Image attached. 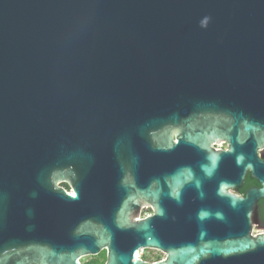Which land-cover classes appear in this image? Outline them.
I'll use <instances>...</instances> for the list:
<instances>
[{"label":"water","instance_id":"water-1","mask_svg":"<svg viewBox=\"0 0 264 264\" xmlns=\"http://www.w3.org/2000/svg\"><path fill=\"white\" fill-rule=\"evenodd\" d=\"M263 148L264 0H0V264H264Z\"/></svg>","mask_w":264,"mask_h":264},{"label":"flooded vegetation","instance_id":"flooded-vegetation-1","mask_svg":"<svg viewBox=\"0 0 264 264\" xmlns=\"http://www.w3.org/2000/svg\"><path fill=\"white\" fill-rule=\"evenodd\" d=\"M227 145H228L227 142H222L221 144H216V147L226 148ZM260 157H261L262 161H264V148L260 152ZM61 185L63 187H65V189H67L68 191L73 190V186L69 181L62 182ZM253 187H261V184L257 179H255L253 177L252 173L250 171H248L245 175L243 185L238 190H233V191L238 193L239 195H245L246 191L250 188H253ZM143 212H145L144 216H142ZM152 213H153V203L151 202V200H147V201H145L144 206L141 209L140 216L145 217V216H148ZM256 220H257L259 227H260V229L257 230V233L263 232L264 231V199H261L258 202ZM151 250H154L155 252L162 254V256L157 257L156 259L155 258L154 259L144 258L145 260L156 261V260L165 258L164 252H161V251H158L155 249H151ZM80 259H81L82 264H106L107 251L105 249H103L96 254H89V255L81 257Z\"/></svg>","mask_w":264,"mask_h":264},{"label":"rangeland","instance_id":"rangeland-1","mask_svg":"<svg viewBox=\"0 0 264 264\" xmlns=\"http://www.w3.org/2000/svg\"><path fill=\"white\" fill-rule=\"evenodd\" d=\"M145 215V212L142 213V216ZM162 254L158 253V252H155L154 250H151V249H145L142 251V258H152V259H156L157 257H161Z\"/></svg>","mask_w":264,"mask_h":264},{"label":"bare ground","instance_id":"bare-ground-1","mask_svg":"<svg viewBox=\"0 0 264 264\" xmlns=\"http://www.w3.org/2000/svg\"><path fill=\"white\" fill-rule=\"evenodd\" d=\"M138 256H139V257L142 256V251L138 252Z\"/></svg>","mask_w":264,"mask_h":264},{"label":"snow or ice","instance_id":"snow-or-ice-1","mask_svg":"<svg viewBox=\"0 0 264 264\" xmlns=\"http://www.w3.org/2000/svg\"><path fill=\"white\" fill-rule=\"evenodd\" d=\"M137 255H138V253H137Z\"/></svg>","mask_w":264,"mask_h":264}]
</instances>
